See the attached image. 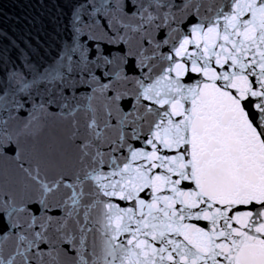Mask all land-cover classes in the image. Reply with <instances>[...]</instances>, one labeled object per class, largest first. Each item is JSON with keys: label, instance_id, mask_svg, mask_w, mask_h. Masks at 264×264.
<instances>
[{"label": "snow or ice", "instance_id": "1", "mask_svg": "<svg viewBox=\"0 0 264 264\" xmlns=\"http://www.w3.org/2000/svg\"><path fill=\"white\" fill-rule=\"evenodd\" d=\"M27 6L0 27V264H264V0Z\"/></svg>", "mask_w": 264, "mask_h": 264}, {"label": "water", "instance_id": "2", "mask_svg": "<svg viewBox=\"0 0 264 264\" xmlns=\"http://www.w3.org/2000/svg\"><path fill=\"white\" fill-rule=\"evenodd\" d=\"M28 0H0V27L8 30L17 29L16 17H23L30 14V7L27 6Z\"/></svg>", "mask_w": 264, "mask_h": 264}]
</instances>
